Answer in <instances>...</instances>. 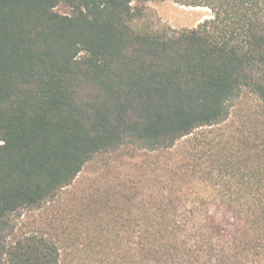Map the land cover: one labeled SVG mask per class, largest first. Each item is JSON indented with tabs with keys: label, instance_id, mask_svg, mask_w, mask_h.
I'll return each mask as SVG.
<instances>
[{
	"label": "trees",
	"instance_id": "trees-1",
	"mask_svg": "<svg viewBox=\"0 0 264 264\" xmlns=\"http://www.w3.org/2000/svg\"><path fill=\"white\" fill-rule=\"evenodd\" d=\"M146 1L0 0V264H264V0L136 30ZM131 150L148 201L69 189Z\"/></svg>",
	"mask_w": 264,
	"mask_h": 264
},
{
	"label": "rangeland",
	"instance_id": "rangeland-1",
	"mask_svg": "<svg viewBox=\"0 0 264 264\" xmlns=\"http://www.w3.org/2000/svg\"><path fill=\"white\" fill-rule=\"evenodd\" d=\"M143 8L141 19L134 21L132 25L136 30L167 26L174 29L191 28L211 16V11L206 7L186 6L175 0H148L143 4ZM55 10L59 13H66L69 8L64 4H59ZM184 147L187 145L180 146V149ZM90 186L98 188L114 186L119 194L130 195L139 192L137 198H141L140 202L148 201L151 196H154V153L131 150L97 159L83 168L73 185L74 188L69 189H75L74 191L78 192V189L81 191ZM23 213L17 219L18 223L23 225L19 232L40 226L42 217L35 216V213L34 216H31L29 212ZM12 218L16 222V217Z\"/></svg>",
	"mask_w": 264,
	"mask_h": 264
}]
</instances>
